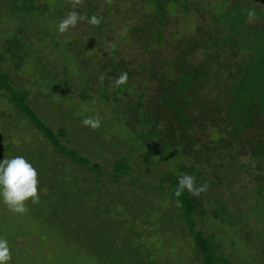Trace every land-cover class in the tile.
I'll return each instance as SVG.
<instances>
[{"label":"trees","instance_id":"1","mask_svg":"<svg viewBox=\"0 0 264 264\" xmlns=\"http://www.w3.org/2000/svg\"><path fill=\"white\" fill-rule=\"evenodd\" d=\"M79 1L85 2L86 9L79 11V14L84 16L81 21L89 27L91 38L88 44L76 42L75 48H79L77 52L73 49L70 56L66 55V66L81 76L78 85L83 89L77 98L85 99L90 90L91 95L98 91L103 99L108 98L114 105L109 107L110 116L105 126L128 132L126 138L118 140L106 150L124 148L119 150V155H122L112 164V174L108 180L101 179L104 171L98 161L92 162L82 156L78 149L62 144L60 139L67 135L66 130L59 128L55 132L46 126L29 104L28 93L16 90L10 84L9 74L0 72V95L5 93L7 104L23 116L59 155L95 176L92 184L63 180V190L69 193L59 195V206H68L74 199L69 207L71 213L79 209L90 211L95 227L101 225L104 228L106 222L119 223V229L111 228V240L104 242L111 245L109 253L114 256L123 250L122 243L117 242L118 238H121L120 242H125L124 238L129 240L126 232L133 231L139 240L144 237L136 231V227L142 222L144 229L153 215L158 216L151 210L159 202L163 208L171 210L169 223L178 216V221L191 234L199 264H230L223 254L216 251L217 245L212 241L214 234H206L200 226L206 225L210 218L222 228L234 230L231 233L239 235V240L248 239V233H252L254 242L260 236L264 239V217H253L255 220L251 224L254 226L251 225V213L238 216L241 213L240 204L236 202L232 205L234 193L227 194L225 201L220 190L225 185L231 191L234 183L248 174L256 185L246 196L252 195L250 199H255V204L264 205V0H142L141 7L132 15L131 27L122 39L124 45L132 40L136 45L130 50L121 51L118 48L101 49L113 40L107 31H114L113 19L121 14L117 4L108 2L100 8L99 0ZM41 2L0 0V3L6 4L9 13L27 16L36 26L49 18L58 19L68 13L65 4L69 0ZM55 9L59 13H53ZM248 10H252V16L247 15ZM177 13L184 17L194 15L193 29L185 36L179 35L176 29H167L171 17ZM92 15L100 18L99 24L87 22ZM54 36L48 37L51 50L57 48ZM70 44L66 41L69 51L72 49ZM18 46L19 42L14 38L11 48ZM95 46L100 49L96 51ZM88 47L93 49L95 55L103 54L96 66L89 67L91 59L87 58L88 62L84 58ZM11 48L0 51V59L9 61L11 55L18 66L22 55ZM66 50L65 54H68ZM80 67L85 71H79ZM37 69L33 76L41 73L42 68L38 66ZM96 69L98 74L91 78V70ZM43 71V80L57 89H66L65 85L60 84L65 81L66 73L57 77L55 68L50 70L43 67ZM121 72L127 73V80L117 85L115 79ZM101 75L104 77L102 81L98 80ZM55 77L58 80H54ZM147 78L154 85H144ZM23 132L19 133V137L24 136ZM84 132L103 139L104 131L98 132L96 128L88 127ZM6 134L1 140L4 151L13 148L14 145L6 142L13 138L15 140L16 133L10 127ZM106 140L111 143L117 138L114 134H106ZM102 153H98L100 158ZM133 162L138 168L142 167V171L146 166L153 170L152 181L150 177L145 180L149 181L148 187L141 188L138 177L131 175ZM136 170L138 174L141 172ZM183 174L194 177V186L206 182V190L197 196L186 191L179 196L174 195L177 177ZM102 182L107 185L119 184L124 194L139 192V198L151 199L152 205L133 207L134 211L129 208L133 211L131 214L122 204L106 205L102 203L103 199L111 202L110 197L116 196L114 190L108 192V186L99 187L98 184ZM153 191L160 195L151 193ZM160 198L163 199L160 201ZM167 199L169 205L165 206ZM158 222H162L161 217ZM258 224L262 226L259 231L262 235L254 231ZM161 228L158 232H163ZM122 234L127 236L121 237ZM93 236L95 240L105 238L104 231ZM80 245L81 242L77 244V253L81 255L86 250ZM140 258L141 264L167 263H161L152 253L145 251Z\"/></svg>","mask_w":264,"mask_h":264},{"label":"rangeland","instance_id":"2","mask_svg":"<svg viewBox=\"0 0 264 264\" xmlns=\"http://www.w3.org/2000/svg\"><path fill=\"white\" fill-rule=\"evenodd\" d=\"M41 1L42 4L45 2V0ZM200 1L208 0H195V2ZM108 2H115L121 14L118 17L115 15L116 18L113 19L115 23V26H113L114 31H107L109 35L113 36V40L101 49L130 50L132 46L136 45L134 40L129 42L128 45H124L122 39L131 27L132 15L141 7L142 0H99L100 8L101 5ZM84 4V1L81 3L79 0H69L65 7L68 9L67 12L75 10L79 13V11L86 9ZM49 9L50 7L47 10ZM57 11L55 9L53 13H59ZM177 14L171 17L167 29H176L179 35L185 36L190 33V29H193L194 15L190 14V16L184 17L181 13ZM63 17L61 15L58 19L49 18V20L42 21L41 25L36 26L33 21L31 22V18H27V16L25 18V16L16 13L11 14L6 4L0 3V51L11 48L14 38H16L19 46L13 47V49L19 51L22 55L18 66L11 55H9V61L6 58H1L0 72L9 74L10 84L16 90L28 93L29 104L46 126L55 132L59 128L66 130L67 135L60 139L61 143L68 148L78 149L82 156L89 158L92 162L98 161L104 171L101 179L108 180L112 174V164L118 161V158L122 155H119V150L121 151L124 148L118 147L113 151L106 150L114 143H118V140L121 141V139L126 138L128 132L121 130V128L113 130L105 126L110 116L109 107H114V105L108 98L103 99L98 91L91 95L90 90L87 95L89 99L87 97L85 99L77 98L79 92L83 89L82 86L78 85L81 76L76 75L66 66V55L70 56L73 49L77 52L79 48H75L76 42L80 44L81 42L82 44L88 42L91 38L90 30L84 22L78 19L76 24L69 26L67 31L58 32L54 24L58 23L57 21ZM51 36H54V39L56 38V50L59 53L50 49L52 46L48 42V37ZM66 41L71 43L69 47H72V49L70 51L65 45ZM65 49H67L68 54H65ZM94 49L97 51L100 48L95 46ZM100 55H95L93 49L88 47L84 58L87 61V58L91 59L88 66L93 67V65H97ZM29 56H31L30 60H28ZM79 65L82 64L79 63ZM38 66L42 68V74L36 73L37 76H33L34 72L38 70ZM43 67L50 70L55 68L57 77L62 73H66L65 81L60 82L61 85H65L66 89H57L52 83L43 80V73H45ZM97 70H91L89 76L95 78L98 74ZM79 71L84 72L85 69L80 67ZM54 80L58 79L55 77ZM150 83L154 85L152 80L147 78L144 85L147 86ZM94 88L95 90L98 89ZM85 116H93L100 120V125L96 128V131H104L103 141L97 135L91 136L90 133L84 132L88 128V126L81 124V120ZM10 127L16 133L15 140L17 143L14 138L13 141H7L6 144L14 146L12 149L4 151L5 148H1V140L2 136L7 135L6 133ZM23 130L25 131V133L23 132L24 136L19 137V133H22ZM200 132L201 130L198 131V133ZM112 133L117 140H112L110 143L106 140V134L111 136ZM71 136L74 138H71ZM66 139H68V143ZM85 145L88 147L85 148ZM99 152H103L101 158L98 156ZM14 155H23L36 169L38 199L35 202H32L31 198L26 200L24 202L26 211L22 214L13 213L0 202V238L8 241L10 251L8 264H98L99 262L101 264H141L140 257L144 254V251L148 254L149 252L152 253L161 263L167 261L166 264H199V259L196 257L192 245L191 234L178 221V216L174 217L169 223L171 210L163 208L158 201V203L154 202L157 206L155 205L151 210V212L158 213V216L153 215L152 220L149 224L147 221L144 229L142 222L136 227V231L141 232L144 237L139 240L133 231L126 232L129 240L126 238L123 240L125 242H120L121 238L117 240L118 244L122 243L123 250H121V254L120 252L115 253L114 256L110 254L111 245L104 242L111 240V228L119 229V223L106 222L107 227L104 226L103 228L101 225L95 227L94 218L90 211L83 212L82 209H79L78 212L71 213L72 210L69 207L74 203V199L70 202L71 204L69 203L70 205L65 207H60L58 204L59 195L64 196L69 193V191L63 190V180H75L77 183L87 181V184H92V180L95 178L94 174L72 163L53 150L41 134L34 131L32 125L12 106L7 104L5 93H2L0 95V156L3 159V157ZM131 166L134 168L131 175L138 177L141 188L148 187L149 181L145 180H149L148 177L151 179L153 170L146 166L142 171V167L138 168L135 162L131 163ZM136 169L141 172L138 174ZM251 178L248 174L244 176V179L240 178L237 181L238 183H234L231 191L225 185H222L220 189L225 201H227V194L234 193L235 196L231 199L232 205L236 202L240 204L241 213L238 216H242L243 213L244 215L251 213L250 224L254 222L256 217H264V205L255 204V199H250L252 195L250 197L246 196L256 185ZM125 180L128 179L125 178ZM99 184L98 186L101 188L104 185L108 186L110 188L108 192L114 190L116 197H110L111 202L102 200V203L106 205L112 203L113 206H120L122 204L133 211V207L144 205L146 208L152 205L151 199L147 197L139 198V192L133 193L131 191L124 194V191L119 188V184L107 185L103 182ZM81 185L83 184L81 183ZM151 193L160 195L157 191ZM164 205H169L168 199L164 201ZM133 211L129 209V214ZM160 217L162 219L161 223L158 222ZM206 219L208 218L206 217ZM205 223L206 225L200 226V229L206 234H214L212 241L217 245L216 251L223 254L230 264H264V239L262 236L257 237L254 242L252 233H248V239L245 241L243 238L239 240V235L235 234L234 236V233H231L234 230L222 228L216 222H212L210 218ZM251 225L254 226V224ZM160 228L163 232H158ZM261 230L262 226L258 224L254 231L261 234L259 233ZM103 231L105 238L95 240L96 237L93 235H100ZM235 232L237 233V231ZM127 235L122 234L121 237ZM80 242L82 244L80 246L86 250V253H81V255L77 253V248H79L77 244ZM144 242L146 244H143ZM141 245H144L141 249H135Z\"/></svg>","mask_w":264,"mask_h":264},{"label":"clouds","instance_id":"3","mask_svg":"<svg viewBox=\"0 0 264 264\" xmlns=\"http://www.w3.org/2000/svg\"><path fill=\"white\" fill-rule=\"evenodd\" d=\"M247 15L252 16V10ZM83 20L84 16L75 10L69 11L56 25L58 32H65L69 26L75 25L77 20ZM92 25L99 24L100 18L92 15L87 18ZM103 75L98 80H103ZM127 80V73L121 72L115 79V84L121 85ZM81 124L91 129L99 127L100 120L93 116H85ZM37 173L32 164L23 155H14L0 159V202L6 205L13 213H24L26 211L25 201L31 198L32 202L38 199L37 196ZM207 183L194 186V177L191 174H183L177 177L174 195L179 196L186 191L192 196H197L205 191ZM179 203V201H177ZM10 251L8 241L0 238V264H8Z\"/></svg>","mask_w":264,"mask_h":264}]
</instances>
